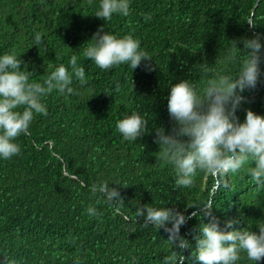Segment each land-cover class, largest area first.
I'll return each mask as SVG.
<instances>
[{"label": "trees", "instance_id": "trees-1", "mask_svg": "<svg viewBox=\"0 0 264 264\" xmlns=\"http://www.w3.org/2000/svg\"><path fill=\"white\" fill-rule=\"evenodd\" d=\"M99 4L0 0V56L15 53L22 70L43 83L60 65L71 72L75 55L87 80L81 86L73 78L75 95L53 91L45 97L47 115H35L29 134L16 141L21 153L0 159V264H162L173 245L163 229L142 226L143 218L135 216L141 205L187 216L211 201L222 229L225 221L237 220L235 229L258 234L264 188L257 189L243 172L213 177L198 171L191 187L176 189L175 170L157 158L154 139L156 128L171 131L172 85L189 79L202 91L215 72H239L244 39L259 35L264 45V0H130L128 17L114 15L106 22L94 16ZM101 27L118 38L138 39L152 57L151 70L142 61L134 71L126 64L103 71L86 59V43ZM234 43L236 62L225 65ZM260 67L257 88L242 94L247 102L236 113L241 123L246 110L264 116V62ZM132 112L149 121L148 131L127 142L116 125ZM101 182L117 187L123 203L93 195L92 186ZM89 205L102 215L90 217ZM202 222L209 221L201 210L181 226L180 235L192 244L183 252L185 264H199L192 256L193 236ZM237 264L254 262L241 253Z\"/></svg>", "mask_w": 264, "mask_h": 264}, {"label": "clouds", "instance_id": "clouds-1", "mask_svg": "<svg viewBox=\"0 0 264 264\" xmlns=\"http://www.w3.org/2000/svg\"><path fill=\"white\" fill-rule=\"evenodd\" d=\"M114 15L128 17L130 0H100L94 16L106 22ZM150 18L145 17L146 21ZM248 24L256 27L251 20ZM34 40L37 45L43 43L39 33ZM242 43L243 52H240L244 59L236 75L217 71L207 79L202 91L189 79L170 87L167 108L171 131L166 134L163 127L156 128L154 143L159 146L157 158L175 170L176 189L191 187L198 171L213 177L243 172L257 189L264 188V116L246 110L241 123L236 115L247 102L242 94L256 89L260 82L264 45L259 35ZM86 44L83 56L103 71L123 64L134 71L142 61L146 62L145 68L151 70L152 57L132 35L118 38L101 27ZM236 49L234 43L223 59L225 65L236 62ZM69 63L71 72L60 65L40 83L31 79L33 73L22 70L23 61L15 53L0 56V159L10 160L21 153L16 141L21 135L29 134L35 115H47V107L42 102L45 97L53 91L60 95L77 94L71 86L73 78L81 86L87 83L85 69L78 65L75 55ZM116 91H120L119 85ZM148 124L139 112H132L119 120L116 128L124 141L136 142L148 131ZM91 191L93 195L102 194L108 203H123L118 188L109 187L107 182L93 185ZM212 208L209 201L205 207L186 216L175 208L141 205L136 208L135 216L143 218V227L151 225L168 234V242L174 250L164 257L162 264H185L188 257L183 252L191 250L192 244L180 235V229L189 220L199 217L201 210L209 222H202L199 234L193 236L196 248L192 256L199 264H237L241 253L254 264L264 259V223L257 224L258 234L235 229L237 220L225 221L222 229L219 219L212 215ZM87 214L90 217L102 215L93 205L88 206Z\"/></svg>", "mask_w": 264, "mask_h": 264}, {"label": "water", "instance_id": "water-1", "mask_svg": "<svg viewBox=\"0 0 264 264\" xmlns=\"http://www.w3.org/2000/svg\"><path fill=\"white\" fill-rule=\"evenodd\" d=\"M263 43H264V40H263ZM261 89V86L259 87V89H258V91L257 92H259V90Z\"/></svg>", "mask_w": 264, "mask_h": 264}]
</instances>
